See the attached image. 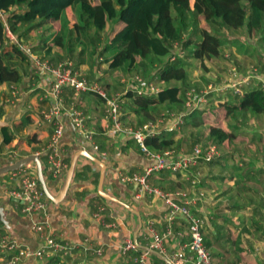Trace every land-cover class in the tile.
Here are the masks:
<instances>
[{
  "label": "trees",
  "instance_id": "1",
  "mask_svg": "<svg viewBox=\"0 0 264 264\" xmlns=\"http://www.w3.org/2000/svg\"><path fill=\"white\" fill-rule=\"evenodd\" d=\"M184 2L0 0V12L6 15V19L0 16V85L8 84L14 87L33 72L29 57L17 45L10 43L6 25L22 43L27 44L33 31L41 30L48 24H57L58 30L39 36L37 45L32 48L34 52H43L44 57L52 58L51 61L55 65L64 59L76 61V71L81 66L93 71L102 61V64L108 65L111 70L137 71L143 78H158L163 81L165 87H161L155 95L139 96L130 90L124 96V99L128 100L127 106L133 114L142 119L143 125L155 121L162 109L170 113L175 112L174 110H177L176 113H183L186 110V99L181 95L182 88L175 84L182 82L186 92L191 88L188 87V75L183 62H176L179 57L174 48L179 46L178 42L182 39V25L189 11L195 16H203L204 19L206 30L202 35V44L198 47V53H202L203 58L212 59L219 55L216 47L212 45L218 38L219 28L235 30L242 27L249 33L260 34L264 39V0H193V10L189 9L188 5L185 6ZM225 13L230 16V20L220 22ZM189 44V41L185 42L186 47ZM59 49L64 50V54H60ZM76 50H79L78 54L75 53ZM173 56H176L174 61ZM164 58H169L173 63L156 68L158 66H154V61L160 64ZM202 64L205 66V61ZM151 72L153 73L150 74ZM219 82L221 81L216 83ZM235 99L233 104L224 102V109L234 112L247 105L251 112H264V85L260 83L256 88L245 91L243 95H237ZM204 114L205 112L202 113L203 119ZM32 123V118L27 117L19 124L18 134L21 137L26 136L25 131ZM178 132L164 131L148 138L147 146L154 150L165 139ZM235 138L234 132H229L219 125L209 127V141L212 143L221 146ZM12 141L13 137L5 133V143L10 144ZM217 163L213 161L210 164Z\"/></svg>",
  "mask_w": 264,
  "mask_h": 264
},
{
  "label": "crops",
  "instance_id": "2",
  "mask_svg": "<svg viewBox=\"0 0 264 264\" xmlns=\"http://www.w3.org/2000/svg\"><path fill=\"white\" fill-rule=\"evenodd\" d=\"M38 53V52H37ZM33 69V67H32ZM33 76L35 74L38 75V79L36 83L32 84V81L30 82V88L27 90L29 93V96H31L30 103L29 97L27 101V108L31 109L33 113L25 116L22 121L16 122L14 124V131L7 129L9 131V136L13 137V141L10 144H6L7 146H4V141L2 140V135L0 134V150H3L4 147L11 149L17 146H20V150L23 152L19 154H10L4 155L3 153H0V157H16V158H22L31 155L33 152L41 153L43 151H46L48 149V146L51 141V137L48 135V133H44L43 135L40 134V129H42L44 126H51L49 123H46L43 120V113L45 110L48 109V104L46 101H42L43 96L45 95L46 90L49 88L48 83V77L46 75H41L36 73V71L33 69ZM99 73L91 74L92 79H97L98 81L104 79V74L106 73V70L104 69L103 72L100 69L98 71ZM219 79H217L214 83L219 84L222 82L221 74H218ZM226 76V75H225ZM27 78V77H26ZM189 79V77H188ZM187 79V80H188ZM191 79V76H190ZM33 80V78H32ZM256 84H264L262 77L260 76L258 79H255ZM122 82V80H119ZM217 81H221L219 83H216ZM200 84H196V82H193V80H188V87L192 88H202V81ZM120 84V83H119ZM21 85V84H20ZM121 86V84H120ZM175 86L182 88L181 95L183 96L186 91V87L182 85V82H177ZM18 88V85H16ZM110 91L113 92H124L126 91L127 86L124 85L123 87H120L119 90L114 91L112 89V86L109 83H106L105 86ZM125 87V88H124ZM244 89L247 91L249 89ZM74 96V93L72 90L68 89L65 92L64 100L66 102V105L69 106V104L72 101V98ZM214 95L211 96V98ZM236 96H233L235 98ZM21 98V96H20ZM17 99L15 102L11 104L10 97L9 99L3 97L0 99V103L4 102V107L0 109V116L5 115L11 108V106L15 105L19 100ZM214 99V97H213ZM100 99L93 95H82L79 99V108L82 109L84 114L87 117H90V119L87 121L90 125V128L93 127L96 130V134L94 137V142L96 140L97 136H107L109 139H112L113 142L111 143V147L114 149V146L116 144L115 136H108L105 133L104 127L106 125L104 114L103 112L99 111L100 107H98V103H100ZM102 103V102H101ZM128 100H125V108L123 112V122L125 125L132 126L134 128H139L143 124H139L141 121L140 117L136 116L132 113L131 109L127 106ZM212 103V101H211ZM232 103V102H230ZM31 104V106H29ZM233 104V103H232ZM96 105V106H95ZM222 107L221 105L215 106V104H211L207 109L197 112L198 118L202 117V113L206 111H211L214 108ZM166 108V106H165ZM33 109L35 111H33ZM166 110V109H162ZM177 112V110H174ZM1 116V117H3ZM195 116V115H194ZM193 116V118H194ZM27 117H31L33 120V123L26 129L25 133L26 136L21 137L18 134V126L21 124ZM196 118V117H195ZM68 119V117H65L64 120ZM197 119V118H196ZM193 120L189 119V117L186 119V124L179 130V132L172 136L168 137L164 140V142L159 145V147H156L153 151L156 153H162L166 150H172L174 151L178 156H184L187 154H190L198 143V141L205 140V137H202L201 134L203 133L204 129L200 128H190L191 123ZM94 124H93V123ZM194 124V123H193ZM207 126V125H206ZM259 129L255 130V133L253 132L251 135L246 137L247 135L243 132L236 133V140L237 138L242 136H245L244 138H241L240 143L245 145L246 143H249L253 146V151H256V154L253 152H249L252 157H255L258 159L256 162V165L252 167V169L249 170H243L240 173L243 175V182L247 181L248 183L250 181H255V185H249L248 183H243L241 187H238V189L243 190L246 189L248 193L251 194L250 197L247 199V206H243L245 202L242 204H234L228 206L226 204V199H216L212 194L217 193V190L213 188V185H211L212 181L220 179L219 173L217 172L220 167H222V161L223 157L228 155L230 152H223L222 155L215 160L217 165H211L209 164H200L199 166L191 168L188 172L185 173H173L169 170H163L161 172H157L152 176V184L157 186V188L162 189L166 193H176L177 191L183 190L186 191L189 195V198H196L195 204L192 205V210L195 215L204 218L205 219V225H204V231H205V244L206 247L211 251V255L213 258V264H245L243 261H245L248 264H252L250 256H258V262H262V258L259 259V256L261 255V250L259 245L254 244L253 246L249 244L248 246H244V236L242 229L245 228V220L247 221V215L251 216L249 225L247 226V231L253 233L254 237L256 238V242H264V132L262 133L261 130L264 129V122L261 123ZM207 130V129H206ZM164 132V131H163ZM204 134V133H203ZM202 134V135H203ZM209 134V133H208ZM5 135V132H4ZM52 136V135H51ZM208 136V135H207ZM206 136V137H207ZM253 137V138H252ZM33 138V139H32ZM49 138L48 143L44 145V141ZM252 139V141L250 140ZM192 140V141H191ZM233 140V141H234ZM30 141L32 143H36V145H41L42 147L39 149H33L29 143ZM251 141V142H250ZM193 143V146H188V144ZM129 142L127 143L125 148H128ZM123 149L124 153H129L130 151L136 152L132 148H128V151H125ZM247 150V149H246ZM103 155H112L111 153H102V151H99ZM138 153V152H136ZM138 154L143 155L146 157L142 151ZM147 158V157H146ZM221 159V160H220ZM47 162V158H46ZM48 164V162H47ZM68 165H66L67 167ZM140 172L143 170L142 167H137ZM136 168H134L129 174L133 173H139L134 171ZM19 172V171H18ZM33 172V171H32ZM125 172V171H123ZM15 173V172H14ZM14 173H11L7 180L12 182L14 184L15 180L20 177H14ZM128 173V172H125ZM82 180H85L87 182H90V187L85 190V192H92L93 194L96 192L97 187V181H98V174H86L84 176L79 177ZM213 179V180H211ZM223 179V178H221ZM128 186V192L126 191L125 194H123V200L127 202L128 204L134 206L135 208H138L142 210L143 212H157L159 210H166L165 203L157 198L144 196L140 194L139 188L136 185L132 184V187ZM209 195L206 196L205 192L202 190H207ZM12 190L6 191L7 194L10 195V192ZM113 192L116 195H120V192L116 189L113 190ZM200 194H203L202 198L200 197ZM17 203V202H16ZM16 212L24 216L20 213V210L16 208V204H12ZM90 218L93 216L95 220L92 218L91 221H95L100 224L101 230L105 231L107 233V243H100L97 241H92L90 239L89 244L83 243L82 246L78 245V249L74 252L72 256L67 257H56L52 259H46L43 261H38L37 259H24L21 264H138L137 259L138 255L142 254L138 251L136 252H130L128 254H124L122 252V247L127 239L133 240V234H132V223L130 218L122 213V212H114L113 210L109 209L101 200L95 199L92 200L90 203ZM100 208H104L105 210L103 212H100ZM234 212V213H233ZM169 213L164 212L162 214L163 218L157 216H150L145 222H144V228L143 233L140 237V243L149 246L151 243V239L149 238V230L151 227H153L158 233L163 234L168 229V226L170 225L169 221ZM234 215H237V218L234 217ZM41 220H44L45 217H40ZM112 224H116L115 227L111 226ZM50 226V225H49ZM86 226H90L89 220L86 221ZM171 226L173 228L174 232H187V225L185 223V220L182 218H176L172 223ZM242 228V229H241ZM50 233H54L57 235H62L64 239H66L67 231H53L52 228H49ZM35 233V232H34ZM36 234V233H35ZM6 236L7 234H3ZM2 236V235H1ZM37 240L40 244V239L38 235L36 234ZM86 237H83V240H85ZM67 240V239H66ZM69 241V240H68ZM71 242V241H70ZM189 242V237L185 235L183 238H170L166 241L165 244V252L164 255H166L169 259L172 257L175 253L179 252L181 250V244ZM72 243V242H71ZM237 245V246H236ZM102 250V255L97 256L95 254V250ZM241 253V257H238V255ZM235 255V261H232L233 256ZM243 255V257H242ZM140 256V255H139ZM238 257V258H237ZM0 264H9V255L2 251H0ZM148 264H165L161 260L157 259L156 257L150 256L148 260Z\"/></svg>",
  "mask_w": 264,
  "mask_h": 264
},
{
  "label": "built area",
  "instance_id": "3",
  "mask_svg": "<svg viewBox=\"0 0 264 264\" xmlns=\"http://www.w3.org/2000/svg\"><path fill=\"white\" fill-rule=\"evenodd\" d=\"M0 16L6 19V15L0 12ZM7 27V36L11 44L17 45L30 59L32 67L38 74L48 77L49 88L46 90L42 101H46L48 109L43 113V120L49 123L54 131L48 146L50 151L47 162L56 169L60 168V156L56 147L63 133V121L65 117L72 120L76 128L80 129L85 139L92 144L96 151H100L98 145L94 142L96 134L95 128L91 127L87 130V117L82 109L79 108V99L82 95H93L100 99L102 104L106 106L104 119L106 125L105 133L109 136L126 135L137 141L142 153L148 159H154L155 163L151 168L143 169L144 174L119 172V179L124 184H134L138 186L140 194L162 200L169 208L170 225L165 233H158L153 227L149 230V238L151 243L149 247L164 254L166 241L170 238L185 235L189 237V242L182 243L181 250L175 253L170 260L173 264H213V258L205 244V219L194 214L192 205L195 204L196 198H189L186 191L180 190L176 193H166L160 188L153 187L149 183V179L156 172L169 170L173 173H185L191 168L200 164H209L219 158L220 152L218 147L211 145L208 147L196 146L190 154L178 156L174 151L169 150L162 153H156L147 146V139L153 138L163 131L174 133L179 131L185 124L186 119L191 113L199 107L201 100L209 98L218 92L226 93L231 91L234 95H239L247 82L238 73L235 67L230 71L229 79L219 84L210 82L211 85H203L202 88H191L188 91V97L185 100L186 111L183 113H162L155 120L142 125L139 128L125 125L122 120V110L125 104L124 96L130 91H134L139 96H152L157 94L160 89L154 81L147 80L140 75H134L130 79L123 78L122 83L126 84L125 92H113L102 86L98 80H89L74 69L72 62H61L54 64L49 60L41 59L37 56L31 46L23 44L21 40L14 35L9 27ZM176 56L172 57V61ZM243 70V69H242ZM242 70H239L241 72ZM248 70V69H247ZM250 74L248 78L258 79L259 74L255 69L248 70ZM131 83V84H130ZM245 84V85H244ZM214 86L218 88H214ZM239 86V88H238ZM71 89L74 93L71 103L66 105L64 95L66 90ZM13 101L17 100L19 90L13 87ZM206 101V100H205ZM14 177H20V188L11 191L12 198L17 200L16 208L24 216H33L46 211L48 204L45 200L46 196L42 190L37 175L29 169H24L14 173ZM201 195V194H200ZM201 197V196H200ZM105 209L100 208V212ZM182 218L187 225V232H174L171 223L176 218ZM43 218V217H42ZM115 227L116 224L110 225ZM48 223L40 222L34 225L33 231L40 239V248L36 253H31L28 247L18 246L14 242L9 241L8 235L4 236L0 241L2 252L9 255V264H21L24 259L34 256L37 260L52 259L56 257H67L74 254L78 245L64 239L62 235L50 233ZM84 243H90L89 238H85ZM136 252L137 248L132 239H127L122 247V252L128 254ZM97 256L102 255V250H95ZM150 255L140 254L137 259L138 264H148Z\"/></svg>",
  "mask_w": 264,
  "mask_h": 264
},
{
  "label": "water",
  "instance_id": "4",
  "mask_svg": "<svg viewBox=\"0 0 264 264\" xmlns=\"http://www.w3.org/2000/svg\"><path fill=\"white\" fill-rule=\"evenodd\" d=\"M33 72L24 78L20 87V100L3 116H0V134L5 140L4 130L14 131V124L33 113L27 108V101L30 82ZM4 107V102L0 103V109ZM63 133L56 147L60 156L61 166L56 169L46 162L50 151L47 149L41 153L33 152L31 155L16 157H0V232H5L10 242L18 246L28 247L31 253H36L40 248L36 234L33 231L36 223L45 222L50 225L53 231H67L66 239L73 244L82 246L83 237L92 241L107 243V233L100 228V224L93 222L89 214L92 200H101L109 209L114 212L126 214L132 223L133 241L137 251L156 257L165 264H173L164 254L149 246L140 243L143 233L144 222L150 216H157L161 219L162 214L168 212L159 210L155 212H143L123 200V194L128 192L127 184L119 179L120 171L130 173L134 168L142 167L148 169L155 163L154 159H148L134 151L124 153L123 149L132 137L126 135L116 136V144L112 155H103L96 151L89 143L83 132L76 128L70 118L63 121ZM66 165H68L66 167ZM24 169L33 171L38 178L39 184L45 193V200L48 204L46 211L33 215L21 216L13 207L17 200L7 194L8 190H18L20 188V178L12 182L7 177L14 172ZM98 174L96 192H85L90 187V182L80 179L86 174ZM116 189L120 195H116ZM40 217H45L41 220ZM90 226H86V221ZM29 259H35L31 256Z\"/></svg>",
  "mask_w": 264,
  "mask_h": 264
},
{
  "label": "rangeland",
  "instance_id": "5",
  "mask_svg": "<svg viewBox=\"0 0 264 264\" xmlns=\"http://www.w3.org/2000/svg\"><path fill=\"white\" fill-rule=\"evenodd\" d=\"M183 1H185L183 3L185 6L188 5V8L193 10V8H192L193 0H183ZM173 14L175 17L177 16V14L175 12ZM226 20L229 21L230 16L225 13V15L220 19V22L226 21ZM58 29H59V25H57V24L49 25L48 24L41 30L33 31L31 33V40L27 44L33 48L37 45L36 40L39 38L40 35H43L46 32L47 33L54 32ZM182 30H183L182 39L178 42L179 46L174 48V52L179 57V59L176 62H178L179 60L183 62L182 63V64H184L183 67H184V69L187 72V75L189 77L188 80H193V82H196V84H200V85H201L200 82L202 81L203 85H208L207 87L209 89V87L211 85L210 82H215L217 79H219L220 75H218V74H221L222 81L228 80L230 71L235 67V69L237 68V70L243 69L241 72H239V70H238V73L244 74L241 79L244 78L246 81H248L247 85L244 84L245 85L244 87L247 86L246 89H249V90L254 89L259 85V84L254 83V82H256L255 79L248 78L247 74H250L249 73L250 71H248L249 69L250 70L255 69V72H257V70H258V72L256 74H259V75H256V76H259V77L261 76L263 81H264V59H263V57H264V39L260 34L249 33L246 28H242V27L235 29V30H233V29L229 30L226 27L225 28L224 27L219 28V32L217 35L218 38H217V40L212 42V45L214 47H216L217 52H219V55H217L216 57H213L212 59H207V58H203V56L201 55L202 53H198V47L202 44V41H203V37H202L203 32H204V30H206V26L204 23L203 16H195L192 11H189L188 16L185 20V23L182 25ZM187 41H189L190 44H189V46L186 47L185 42H187ZM58 51L60 54H64V50L59 49ZM35 53H37V52H35ZM75 53L78 54L79 50L78 51L76 50ZM37 56L41 59H44V60H49V61L52 60V58L44 57V54L41 51H39L37 53ZM65 61L66 62H72L74 64V67H75L76 61H69L68 59H64L61 62H65ZM203 61H205L206 67L202 64ZM61 62H59V63H61ZM176 62H174V63H176ZM170 63H173V62H171L169 60V58H166V59L164 58L163 63H160V64H158V61L155 60L154 66L157 64L158 67H156V68H159L160 66H166L167 64H170ZM24 69H25V67L23 66L22 70H24ZM100 69L102 70V72L105 69L106 73L104 74V77H102L104 79L100 80L99 83L102 86H105L106 83H109L112 86V89L114 91L119 90L120 87H123L124 85H126V84H123L122 82H120L119 80H122L123 78L130 79L134 75H140L139 72H137V71L129 72L126 69H124V70H111L108 68V65L102 64V61H101V64L97 65L93 71L87 70L86 66H81V67L77 68V71L79 72V74H82L85 78L90 80V79H92L91 74L99 73L98 71ZM152 73L153 72H151L150 74H152ZM150 74H148V75L151 77ZM34 76H35V80L32 81V84L36 83L35 82L36 78H38L37 74H35ZM190 76H191V79H190ZM145 79L150 80V81H154V83L159 87L160 90H161V87H165V85H166L165 83H163V81H160L158 78H156V79L145 78ZM95 80H97V79H95ZM119 83L121 84V86ZM20 84H18V90H19ZM182 85L184 86V84H182ZM262 85H264V84H262ZM192 88H196L195 85ZM214 88H218V87L214 86ZM238 88H239V86H238ZM241 90H242V92L239 94V96L243 95L246 91L244 88L243 89L241 88ZM13 92H14L13 87L9 86L8 84L0 85V99H2L3 97H5L6 99L7 98L9 99V97H10V100L12 101L14 98ZM213 95H214L213 96L214 99H213V97L211 98V96H212L211 95L209 98L205 99L206 101L201 100V102H203V103L199 104V107L201 109H197L191 113V115L189 116V119L193 120L192 122L194 124L191 123L190 128H193V130H194V128L195 129L200 128L202 130L205 127H207L203 130L204 134L203 133H202L203 135L201 134L202 137H205V140L198 141L196 146L206 147V146L215 145L218 147L220 155H222L223 152L224 153L227 151L230 152V153H228V155L223 157V161H222V165H221L222 167H220L219 170L217 171L219 173V175H217V176H219L220 179H216V180H214L215 182L212 181V183H211V185H213V188H215L217 190L216 195L212 194L214 196V198L226 199L227 200L226 204H228V206L234 205V204H240V203L242 204L243 202H245L243 206L248 207L247 199H248V197L251 196V194L248 193L246 189H244V191L238 189V187H241V185L243 183H248L247 181L243 182V176H242L243 174L240 172L241 171L243 172V170L247 171L249 169H252V167L256 165V162L258 161V159L251 156V154L253 152L256 154V151H253V147H249V146H253V145L246 143V141H245V145L240 143L241 138L245 137L242 135H241V137L237 138L236 140L227 142L226 144L221 145V146L218 145L217 143L210 142L209 141V134H208L209 133V127L211 125H219L227 131H234L236 133H240V132L244 131V134H246L247 135L246 137H248L253 132L255 133L256 129L258 130L259 127H261L260 126L261 123L264 122V112H255V113L251 112L250 108L247 105H245L246 107H243L241 110H237L234 112H229L222 107L221 108L218 107V108H214L213 110L211 109L210 112L206 111L204 114V119L202 117L198 118L197 112H200V111L207 109L211 104H213V105L215 104V106L217 107V105L219 106L226 101L232 102V103L236 102V99L233 98V96H237V95H234L231 91H228V92L226 91V93L218 92V93L213 94ZM183 96L185 99H187L188 92H186ZM19 98H20V94L17 97V99H19ZM31 99H32L31 96H29V101H28L29 103H30ZM15 101H13V102H15ZM211 101H212V103H211ZM11 104H12V102H11ZM29 106H31V104H29ZM98 107H100L99 111L103 112L102 114H104V112L106 110V106L100 102V103H98ZM124 108H125V104H124V107L122 110V120L124 118L123 117ZM33 111H35V110L33 109ZM162 113H170V112H167V110H163ZM174 113H176V112H173L172 114H174ZM193 116H194V118H193ZM88 123H90V122H88ZM88 123H87V130L90 129V125ZM141 123H142V119L139 122V124H141ZM53 131H54V128L52 126H44L42 129H40V134L43 135L44 133H48V135L51 137ZM261 132L263 133L264 129H262ZM250 140L252 141V139H250ZM48 141H49V138H47L44 141L43 146H45L48 143ZM112 142H113V140L109 139L105 135L104 136L103 135L97 136L96 140H95V143L101 149L102 153L113 152V148L111 147ZM187 144H188V146H193L192 145L193 143H191V144L187 143ZM29 145L33 149H39L42 147L41 145H36V143H32L31 141H30ZM128 146H129L128 148H132L136 152L141 153V148H140L137 141L132 139L129 142ZM196 146H194V147H196ZM128 148H125L124 150L128 151ZM166 151H169V150H166ZM10 152H14L15 154H19V153L23 154V152L20 150V146H17V147L11 148V149L4 147L3 150H0V153H3L4 155L9 156L10 154H14V153H10ZM249 152H251V154ZM134 171L139 172V174H144L143 170L140 172V170L138 168H136ZM154 174H156V172ZM154 174H153V176H154ZM221 178H223V179H221ZM211 180H213V179H211ZM149 183L151 186L157 187V186L152 184V177L149 179ZM252 184L255 185L254 180L250 181L247 184V186L252 185ZM128 185L132 187V184H128ZM202 191H204L206 196L208 197V195H209L208 191H210V189L202 190ZM200 196L202 197L203 194H201ZM205 197H202V198H205ZM234 217L237 218V215H234ZM251 218H252L251 216L247 215V221L245 220V222H244L245 223L244 226H246V227L243 229L241 228L242 231L244 230L243 235L245 234L244 241H243L244 246L249 247V244H251L252 246L254 244L259 245L260 250H261V255L259 256V259L262 258V262L261 263L258 262V260H257L258 256H250L251 257L250 259L253 262L252 264H264V242H260V243L256 242L257 240L254 237L253 233L247 231V226L249 225ZM3 234H5V232H0V241L4 237ZM0 251H2L1 248H0ZM6 255H7V253H6ZM139 255H138V257H139ZM238 257H241V253L238 255ZM242 257H243V255H242ZM44 260H46V259H44ZM233 260L235 261V255L232 258V261ZM38 261H43V260H38ZM243 262L245 264H248L245 261H243Z\"/></svg>",
  "mask_w": 264,
  "mask_h": 264
},
{
  "label": "flooded vegetation",
  "instance_id": "6",
  "mask_svg": "<svg viewBox=\"0 0 264 264\" xmlns=\"http://www.w3.org/2000/svg\"><path fill=\"white\" fill-rule=\"evenodd\" d=\"M1 116H3V115H1ZM4 132L7 133V134L9 135V131H8L7 129L4 130ZM4 146H7V145H5V141H4Z\"/></svg>",
  "mask_w": 264,
  "mask_h": 264
}]
</instances>
